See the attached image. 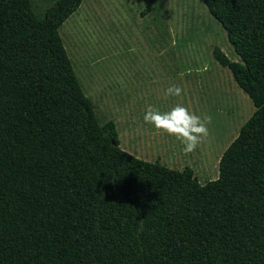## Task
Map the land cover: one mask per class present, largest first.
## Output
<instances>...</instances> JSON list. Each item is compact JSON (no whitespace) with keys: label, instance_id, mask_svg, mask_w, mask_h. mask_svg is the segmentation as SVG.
Masks as SVG:
<instances>
[{"label":"trees","instance_id":"trees-1","mask_svg":"<svg viewBox=\"0 0 264 264\" xmlns=\"http://www.w3.org/2000/svg\"><path fill=\"white\" fill-rule=\"evenodd\" d=\"M254 106L216 179L122 150L58 30L82 0H0V264H264V0H201Z\"/></svg>","mask_w":264,"mask_h":264},{"label":"rangeland","instance_id":"rangeland-1","mask_svg":"<svg viewBox=\"0 0 264 264\" xmlns=\"http://www.w3.org/2000/svg\"><path fill=\"white\" fill-rule=\"evenodd\" d=\"M54 1L31 3L42 17ZM58 33L99 123L112 121L123 133L124 148L131 149L124 131L145 124L149 105L163 113L179 104L197 116L210 115L209 137L197 147L202 154L193 153L191 167L200 184L217 178L222 153L254 106L213 59L218 47L229 60L240 61L201 0H82ZM172 85L182 94L166 99L164 91ZM165 138L179 152L183 145L174 136Z\"/></svg>","mask_w":264,"mask_h":264},{"label":"clouds","instance_id":"clouds-1","mask_svg":"<svg viewBox=\"0 0 264 264\" xmlns=\"http://www.w3.org/2000/svg\"><path fill=\"white\" fill-rule=\"evenodd\" d=\"M182 88L172 85L164 91L165 98L179 97ZM144 122L154 126V135L161 132L174 136L183 145L185 155L192 154L209 137L210 115L197 116L182 106L176 105L170 111L160 112L149 105L144 114Z\"/></svg>","mask_w":264,"mask_h":264},{"label":"crops","instance_id":"crops-1","mask_svg":"<svg viewBox=\"0 0 264 264\" xmlns=\"http://www.w3.org/2000/svg\"><path fill=\"white\" fill-rule=\"evenodd\" d=\"M116 82L118 84L116 86L117 88H119L120 81L118 78L116 79ZM151 127L152 128L150 129L146 123L138 127H134L132 124L131 126H129V128L126 131H124V136L125 134L126 136H128V139L125 144H127L129 148H131L130 150L124 148L123 145L121 144L122 142L120 138L123 135H121L122 132L120 133L117 130L116 133H117V140L119 147L122 150L132 154L133 156L141 160H144L146 162H151V161L158 162L170 169L181 170L184 167L192 168L191 165H193L194 163V159L192 160V158H194L193 153L195 151L199 153V150H197L198 148L190 155H185L184 152L182 154L181 148L183 149V146L181 147V145H179V149H180L179 152H176L177 149H174V151H172L171 146L176 148L177 147L176 142H174L173 145H171L169 140L165 138V136H167L168 134L163 132H161L158 135H154V126L152 125ZM115 129H117L116 125H115ZM132 139L138 140V143L136 141L133 144V146H131L130 145L131 143L129 141ZM200 153L202 154V150L200 151Z\"/></svg>","mask_w":264,"mask_h":264}]
</instances>
